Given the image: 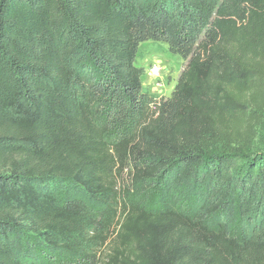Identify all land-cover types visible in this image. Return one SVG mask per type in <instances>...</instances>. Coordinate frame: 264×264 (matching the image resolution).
Masks as SVG:
<instances>
[{
    "label": "trees",
    "instance_id": "obj_1",
    "mask_svg": "<svg viewBox=\"0 0 264 264\" xmlns=\"http://www.w3.org/2000/svg\"><path fill=\"white\" fill-rule=\"evenodd\" d=\"M260 99L264 0H0V264H264Z\"/></svg>",
    "mask_w": 264,
    "mask_h": 264
},
{
    "label": "rangeland",
    "instance_id": "obj_2",
    "mask_svg": "<svg viewBox=\"0 0 264 264\" xmlns=\"http://www.w3.org/2000/svg\"><path fill=\"white\" fill-rule=\"evenodd\" d=\"M140 60L141 59H145V61H143L142 63H148L150 62V64L148 65V68L151 64H158L159 66H161L163 68V87L167 88V90H173L174 89V78L176 77L177 74L181 73V71L183 70V64L181 63L180 60H178L176 57L170 55L168 52H165L164 47L161 45H156V44H152V43H144L140 46V54L138 57ZM155 58V59H154ZM157 58H159L157 60ZM140 62H138L139 64H142ZM168 66L169 68V72L170 74V80H173L171 82V84L168 83L167 78H164V68ZM147 68V69H148ZM147 71L145 72V75L143 76L144 79L146 77ZM258 113L259 116L257 115V119L258 121L256 123H254L255 126L259 127V125L262 123L264 125V100L260 99V101H258ZM262 127L258 128V138L256 139L257 144H259L261 142V136L263 134V130L261 129ZM118 188H117V193L119 195L118 197V205H124L125 204V192L130 184L129 182V178L128 176H126V174L124 173L118 180ZM75 198H78L82 201H84L88 207L91 210H94L97 214L100 215L101 210H104V217L106 218V223H105V227H107V231H109V233L112 231V227H111V220H112V213H110V208H107L108 205H104V207L102 206V204H104L103 202H106L105 198H99L98 200H94L90 197H87L84 193H79V192H75L73 193ZM117 205V206H118ZM113 210H116V206H110ZM100 211V212H99ZM119 211V210H118ZM117 211V212H118ZM99 212V213H98ZM109 228H111L109 230ZM100 256V255H99ZM70 260V259H69ZM81 262H78V264H80Z\"/></svg>",
    "mask_w": 264,
    "mask_h": 264
},
{
    "label": "crops",
    "instance_id": "obj_3",
    "mask_svg": "<svg viewBox=\"0 0 264 264\" xmlns=\"http://www.w3.org/2000/svg\"><path fill=\"white\" fill-rule=\"evenodd\" d=\"M155 59V58H154ZM159 58H157V60H158ZM143 61H145V59H137V65H138V62H140V63H142ZM150 64V62H148V63H145V64H139L138 66L139 67H143L144 69H145V72L147 71V74H146V77H145V79H144V77L142 78V83H143V87L146 89V90H148V92L150 93V94H152V95H155V96H159V97H170L171 96V94H172V92L174 91V89L172 90H167V88H165V87H160V86H157V85H155L154 84V78L150 75V73L148 72V65ZM170 71H169V68H168V66H166L165 68H164V78H167V80H168V83L169 84H171V82L173 81V80H170V73H169ZM179 75H180V73L179 74H177L176 75V77L174 78V86H176V84H177V81H178V78H179ZM175 88V87H174Z\"/></svg>",
    "mask_w": 264,
    "mask_h": 264
},
{
    "label": "built area",
    "instance_id": "obj_4",
    "mask_svg": "<svg viewBox=\"0 0 264 264\" xmlns=\"http://www.w3.org/2000/svg\"><path fill=\"white\" fill-rule=\"evenodd\" d=\"M148 72L154 78V84L157 86H163V68L158 64H151L148 68Z\"/></svg>",
    "mask_w": 264,
    "mask_h": 264
}]
</instances>
